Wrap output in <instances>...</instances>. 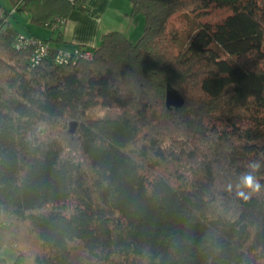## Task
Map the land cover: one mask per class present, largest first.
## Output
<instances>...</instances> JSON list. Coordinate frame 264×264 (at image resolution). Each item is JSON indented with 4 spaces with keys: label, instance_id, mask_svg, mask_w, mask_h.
Wrapping results in <instances>:
<instances>
[{
    "label": "trees",
    "instance_id": "trees-1",
    "mask_svg": "<svg viewBox=\"0 0 264 264\" xmlns=\"http://www.w3.org/2000/svg\"><path fill=\"white\" fill-rule=\"evenodd\" d=\"M12 1L47 28L88 11ZM129 1L137 40L108 31L61 64L51 47L31 66L0 11V264H264V0ZM212 6L232 12L176 50L173 15Z\"/></svg>",
    "mask_w": 264,
    "mask_h": 264
},
{
    "label": "crops",
    "instance_id": "crops-1",
    "mask_svg": "<svg viewBox=\"0 0 264 264\" xmlns=\"http://www.w3.org/2000/svg\"><path fill=\"white\" fill-rule=\"evenodd\" d=\"M111 1L112 0H86L85 5L88 11L72 9L64 25L54 31L50 29L51 32H53L50 36H40L37 32L29 35L47 39L53 49L65 51H70L77 46H84L92 49L100 43V37L103 33L112 30L120 31L129 40L135 41V39L140 36V29L144 25L143 16L131 15V5L128 1L126 5L122 4L123 8L118 9L116 12L118 16L124 18L122 21L125 23L123 26H116L111 18H107L106 16ZM4 9L11 10L14 14L13 1L0 0V11ZM21 13L29 20L28 13ZM7 262L11 261L7 260Z\"/></svg>",
    "mask_w": 264,
    "mask_h": 264
},
{
    "label": "rangeland",
    "instance_id": "rangeland-1",
    "mask_svg": "<svg viewBox=\"0 0 264 264\" xmlns=\"http://www.w3.org/2000/svg\"><path fill=\"white\" fill-rule=\"evenodd\" d=\"M129 0H112L109 6V9L106 13L107 18H111L113 23H115L116 26H123L124 25V18L122 16H118L116 14L118 9H122V4H127ZM130 2V1H129ZM115 5V6H114ZM232 12V9L226 8V7H210L207 11H184L177 13L173 15L171 18L169 27H168V36L173 42V45L176 50L183 49L186 45V42L188 41V38L194 31V29L201 23L206 21H217L227 14H230ZM12 24L14 27L19 30L20 32H23L24 34H32L37 32L40 36H50L53 34L51 30L44 26H39L36 24L31 23L25 15H23L21 12H15L13 16L11 17ZM118 28V27H117ZM143 27L140 29V35L142 34ZM138 38V37H137ZM136 38V39H137ZM135 39V38H134ZM135 39V40H136ZM90 116L93 117H99V116H115L117 114V111L112 110H106L100 106H95L90 110ZM74 121H71L68 126V130L70 132L71 129V123ZM76 126L74 127V131L76 129ZM73 131V132H74ZM72 133V132H70ZM0 256L5 258L8 261H13L16 252L15 250L10 246H4L0 249Z\"/></svg>",
    "mask_w": 264,
    "mask_h": 264
},
{
    "label": "built area",
    "instance_id": "built-area-1",
    "mask_svg": "<svg viewBox=\"0 0 264 264\" xmlns=\"http://www.w3.org/2000/svg\"><path fill=\"white\" fill-rule=\"evenodd\" d=\"M73 1V0H70ZM66 19L56 17L49 22V28L51 30H57L64 25ZM16 48L30 47L31 55L29 58L30 65L34 66L39 64L42 60L51 56V46L48 41L37 36H29L26 34H19L15 41ZM53 60L59 64L68 63L70 61H76L77 59H90L92 57V50L84 46H77L70 51L55 50Z\"/></svg>",
    "mask_w": 264,
    "mask_h": 264
},
{
    "label": "clouds",
    "instance_id": "clouds-1",
    "mask_svg": "<svg viewBox=\"0 0 264 264\" xmlns=\"http://www.w3.org/2000/svg\"><path fill=\"white\" fill-rule=\"evenodd\" d=\"M249 167L251 171L242 176L241 184L244 189L258 192L261 185L253 173L259 170L260 164L259 162H253Z\"/></svg>",
    "mask_w": 264,
    "mask_h": 264
},
{
    "label": "water",
    "instance_id": "water-1",
    "mask_svg": "<svg viewBox=\"0 0 264 264\" xmlns=\"http://www.w3.org/2000/svg\"><path fill=\"white\" fill-rule=\"evenodd\" d=\"M75 125H76V122H75V121L71 123V129H70V132H73V131H74V127H75Z\"/></svg>",
    "mask_w": 264,
    "mask_h": 264
}]
</instances>
